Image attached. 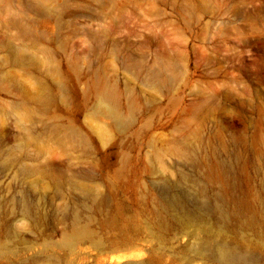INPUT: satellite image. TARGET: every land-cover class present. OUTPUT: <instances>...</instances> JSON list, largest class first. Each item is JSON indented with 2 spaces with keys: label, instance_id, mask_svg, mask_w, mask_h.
<instances>
[{
  "label": "rangeland",
  "instance_id": "obj_1",
  "mask_svg": "<svg viewBox=\"0 0 264 264\" xmlns=\"http://www.w3.org/2000/svg\"><path fill=\"white\" fill-rule=\"evenodd\" d=\"M172 194L264 264V0H0V264H217Z\"/></svg>",
  "mask_w": 264,
  "mask_h": 264
},
{
  "label": "bare ground",
  "instance_id": "obj_2",
  "mask_svg": "<svg viewBox=\"0 0 264 264\" xmlns=\"http://www.w3.org/2000/svg\"><path fill=\"white\" fill-rule=\"evenodd\" d=\"M114 94L111 91L104 93L102 104L97 111L105 108L109 115H111L116 123L123 124L124 117L116 106L114 100ZM183 181L186 180V175L181 177ZM168 206L175 212L177 218L182 221H193L195 224H199V227L203 231V236L197 237L195 241L194 254L198 258H204L206 260L215 261L217 264H252L255 258L251 256L248 251L240 249L231 245L223 238L216 239V229L210 226H206L204 222L205 209L203 205L193 209L188 205V202L181 196L172 194L168 199ZM214 214L217 219H224V212L218 204L214 206ZM74 232L79 237H91L92 233L88 226L82 224L78 219L77 214L74 215ZM2 254V248L0 246V255ZM116 259L123 264H165L163 259L158 255L152 257L149 261L133 262L127 260L124 256H117ZM127 260V261H126ZM257 264V263H255Z\"/></svg>",
  "mask_w": 264,
  "mask_h": 264
}]
</instances>
